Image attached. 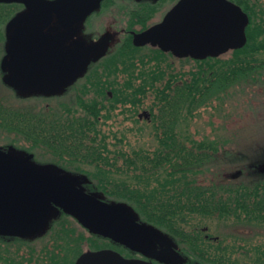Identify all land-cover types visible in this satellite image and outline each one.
I'll list each match as a JSON object with an SVG mask.
<instances>
[{
    "label": "trees",
    "instance_id": "1",
    "mask_svg": "<svg viewBox=\"0 0 264 264\" xmlns=\"http://www.w3.org/2000/svg\"><path fill=\"white\" fill-rule=\"evenodd\" d=\"M236 1L250 18L247 41L240 48L217 57L176 58L157 47L134 46L128 35L120 48L90 60L77 82L61 88L58 99L41 104L37 96L20 100L15 94V102L0 97V132L8 135L0 150L24 149L25 155L44 150L72 173L79 189L127 208L152 233L172 237L208 261L236 264L227 260L228 250L218 237H193L208 232L201 229L206 219L264 227V177L222 184L209 176L206 182L208 165L226 153L220 151L225 147L217 139H199L183 126L220 92L264 73V3ZM184 61L191 62L190 68L176 70L175 62ZM119 73L125 75L122 82L116 80ZM146 100L148 117L139 119L135 113ZM118 104L131 106L123 111L134 123L150 124L151 145L126 143L128 129H114L111 124L122 121L114 112ZM140 133L144 135L142 129ZM21 140L29 145L21 146ZM59 208L44 225L0 231V249L4 245L16 251L6 256L8 264H26L19 245L28 250L31 264L74 263L89 238L75 223L88 227ZM197 217L200 223L193 221ZM96 239L90 238L87 247H98ZM253 247L255 258L248 264H264V240Z\"/></svg>",
    "mask_w": 264,
    "mask_h": 264
},
{
    "label": "water",
    "instance_id": "2",
    "mask_svg": "<svg viewBox=\"0 0 264 264\" xmlns=\"http://www.w3.org/2000/svg\"><path fill=\"white\" fill-rule=\"evenodd\" d=\"M85 15L78 14L75 20ZM248 21L247 13L231 0H178L159 22L134 32L132 43L135 46H157L180 58L217 57L246 43ZM81 54L79 48L12 49L11 59L15 61L4 59L2 64L11 70V80L7 81L16 87L56 86L74 74L78 61H81L79 71L84 70L86 66L82 64ZM40 91L49 92L48 89ZM46 200L72 213L88 227L118 236L133 245L137 243L124 238L126 236L123 237L119 227L127 228L133 224L138 229L148 230L144 225L129 222L126 208L105 203L81 189L66 186L61 180L43 175L23 163L22 157L0 150V231L23 230L37 224ZM75 264L150 263L125 258L115 250L102 249L82 253Z\"/></svg>",
    "mask_w": 264,
    "mask_h": 264
},
{
    "label": "rangeland",
    "instance_id": "3",
    "mask_svg": "<svg viewBox=\"0 0 264 264\" xmlns=\"http://www.w3.org/2000/svg\"><path fill=\"white\" fill-rule=\"evenodd\" d=\"M253 2V0H250ZM261 3H264V0H260ZM162 2L152 5L147 8L148 10L156 9L154 14H150L148 18L151 21L159 20L162 15L171 7V3H166L163 5ZM154 7V8H153ZM153 8V9H152ZM145 9V10H147ZM149 15V14H148ZM145 15V16H148ZM255 14H253V17ZM264 17V15H263ZM149 19V20H150ZM113 50V49H112ZM112 50H101L97 51L95 56L104 55L108 51ZM176 63V70H188L190 68V61H184L182 63ZM193 63V62H192ZM123 73L117 75L116 80L122 82ZM6 75L2 76L0 79V97L8 102H15L16 95L19 94L20 100H25L26 98L22 97H31L37 96V101L40 103H46L50 101V98L58 99V96H52L47 92L41 91H26L32 90L29 88H17V87H7L6 85ZM5 80V81H4ZM110 92L111 95V91ZM60 98V97H59ZM219 98V99H218ZM35 100V99H32ZM149 100L143 102V106H140L138 111L135 113L139 119L147 118L148 111L147 105ZM40 105V104H38ZM128 105L124 107L118 104L114 110L118 114V117L122 120L119 123L111 124L114 129H120L125 126L128 129V140L131 145H142L149 146L152 144V140L148 135V123H134L133 118L128 115V111H123V109H129ZM134 117V118H135ZM144 124V125H142ZM186 126L193 135L199 139L212 140L217 139L218 144L220 143L225 148H221V152H226L218 155L217 161L213 164L210 163L208 172H205L203 178L207 182V178L210 176V179L216 180L217 183H231V182H243L245 183L248 180H257L264 177V73L255 81H249L247 83H236L232 85L231 88L220 92L215 99L205 105L199 107L193 116L192 120H188ZM140 129H142L143 136H140ZM11 137H14L13 134H10ZM8 135L5 132H0V141L6 140ZM4 138V139H3ZM22 144L21 146L26 147L29 144L23 140L18 142ZM15 144L14 142L11 143ZM16 145V144H15ZM136 147V146H135ZM225 150V151H224ZM13 156L16 157H25L26 151L21 150H12ZM33 154V153H32ZM30 153V155H32ZM33 154L32 159L26 160L28 166L38 170L41 174L49 176L53 179L61 180V183L78 188L77 183L72 178V173L65 171L61 166L57 165L56 157L46 153L43 150V153ZM207 167V165H206ZM253 168V170H251ZM60 209L53 205L49 200H46L44 203L43 214L38 220L37 224H43L47 222L48 217L52 212H57V209ZM194 222L200 223V218H194ZM205 226H201L203 230L206 227V234L211 237H218L220 239L221 245L228 250V255L225 252V256L229 262H235L236 264H248L254 261L255 250L253 246H256L258 242H263L264 238V227L256 225L254 223L246 222H236L233 223L228 220H213L210 221L206 219V222H203ZM44 225V224H43ZM42 225V226H43ZM75 225L80 231L83 232L85 236L89 238L82 242L83 250L88 249L89 239L94 238V241L97 239L91 232L87 229L82 228L79 224ZM205 235V234H203ZM173 239V238H172ZM171 239V240H172ZM174 240V239H173ZM250 243V244H249ZM202 246V245H201ZM8 246L1 245L0 249V260L4 264H8L6 256L13 257L15 255V250L7 248ZM203 247V246H202ZM21 257H23L26 264H31L28 262L29 253L25 249V246L17 247ZM13 249V247H12ZM19 256V255H18ZM18 259V258H17ZM74 264V263H73Z\"/></svg>",
    "mask_w": 264,
    "mask_h": 264
},
{
    "label": "flooded vegetation",
    "instance_id": "4",
    "mask_svg": "<svg viewBox=\"0 0 264 264\" xmlns=\"http://www.w3.org/2000/svg\"><path fill=\"white\" fill-rule=\"evenodd\" d=\"M177 1L0 0V76L4 74L6 79L11 80V70L8 66L4 67L2 63L4 59L9 62L15 61L11 59L12 49L75 50L79 48L82 52L81 57H83L82 64L88 66L90 60L96 57L94 53L120 48L128 35L132 42L134 32L142 31L159 22ZM231 1L237 4L236 0ZM158 2H162L163 5L170 2L171 7L159 20L151 21L153 17L151 19L148 17L156 12ZM145 5L147 8L152 5H156V7L150 11L144 7ZM78 14L86 15L75 20V16ZM247 15L249 17V14ZM80 63L81 61H78L74 74L64 83L56 86L32 87L31 89L49 88L47 93L50 95L61 93L64 84L79 80ZM9 86L16 87L12 84L7 85L8 88H10ZM108 93L110 95V92ZM23 163H26L24 158ZM129 222L137 223L131 217ZM119 229L123 237L126 236L124 238L137 244L127 243L118 236L103 234L88 227L91 235L100 240L98 247L88 248V250L112 249L123 257L138 259L150 264H221L208 261L198 252H188L178 240L151 233L149 229L143 231L133 224L127 228L126 226L125 228L119 227ZM201 238L209 239L210 237L207 234L193 237L196 240Z\"/></svg>",
    "mask_w": 264,
    "mask_h": 264
},
{
    "label": "bare ground",
    "instance_id": "5",
    "mask_svg": "<svg viewBox=\"0 0 264 264\" xmlns=\"http://www.w3.org/2000/svg\"><path fill=\"white\" fill-rule=\"evenodd\" d=\"M2 75H4V74H1V76H2ZM1 76H0V77H1ZM6 78H7V77H6ZM6 78H5V79H6ZM6 80H7V79H6ZM4 81H5V80H4ZM119 254H120V253H119ZM120 255H121V254H120Z\"/></svg>",
    "mask_w": 264,
    "mask_h": 264
}]
</instances>
